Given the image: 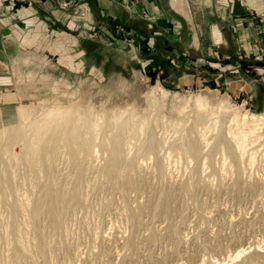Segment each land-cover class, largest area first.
<instances>
[{"label":"rangeland","instance_id":"374dc122","mask_svg":"<svg viewBox=\"0 0 264 264\" xmlns=\"http://www.w3.org/2000/svg\"><path fill=\"white\" fill-rule=\"evenodd\" d=\"M140 1L126 5L151 15ZM54 2L67 30L25 73L17 63V109L0 126V264H264V11L233 10L224 30L202 0L193 25L163 2L165 32L146 37L90 0ZM70 105L91 108L97 144L129 115L123 163L107 169L99 145L77 164L61 143L32 164L2 135Z\"/></svg>","mask_w":264,"mask_h":264},{"label":"crops","instance_id":"0c3cea01","mask_svg":"<svg viewBox=\"0 0 264 264\" xmlns=\"http://www.w3.org/2000/svg\"><path fill=\"white\" fill-rule=\"evenodd\" d=\"M129 1L90 0V3L96 14L108 13L114 18L118 17L124 25L146 37L164 31L160 22H165L170 14L164 9L163 2L170 5L169 11L172 8L180 13L187 23L193 25L196 20L192 0H141L139 3H145L151 12L148 16L139 14L141 7L135 3L132 8H128L126 4ZM202 1L210 7L212 27L219 26L224 30H227L226 19L233 10L264 11V0ZM61 11L54 0H0V126L9 122L10 111L15 112L17 109L18 93L14 92L19 91L17 63L21 62L22 66L19 72L25 73L24 59L39 58L40 44L50 42V39L56 36L57 29L67 30V21L60 20ZM186 29L184 25L182 31L186 32ZM175 50L179 49L174 48L173 51ZM181 51H184V54L186 52L184 49Z\"/></svg>","mask_w":264,"mask_h":264},{"label":"bare ground","instance_id":"6f19581e","mask_svg":"<svg viewBox=\"0 0 264 264\" xmlns=\"http://www.w3.org/2000/svg\"><path fill=\"white\" fill-rule=\"evenodd\" d=\"M55 88H57V87H55ZM79 108L80 107H78L77 109H79ZM77 109H74L73 105H70V106L65 107V108L58 107V108H55L53 110H49V111L44 113L43 118L37 119L34 122H30V124H29L30 126L28 125L29 126V133L25 131L27 128L24 129V127L23 128L21 127V128L8 129V130L4 131L2 135L8 134L9 137H11L10 135H13V137L15 136V138L26 143V148H27V152H28V155L26 156V158L29 159V156L31 155L30 162L32 164L35 162L39 163V164H43L46 161L47 157L50 156V154L53 152V150L54 149L56 150L57 147L61 143L65 147H67L68 150H70V153L72 154L73 159H74L75 163H77V164L79 163V159L77 156L80 152L84 155L85 154H91L92 155V152H94L93 148L97 147V146L99 147V145L102 146L103 148L109 150L110 156L107 158V169H111V168L119 165L120 163H123V152L125 149L124 148V146H125V132H126V128H127V123L130 119L129 115L126 114V115L119 116L117 119L119 120L118 125L119 124L120 125H119L118 129L116 127L117 125L115 126L117 129V132L115 134H111V135H113L112 137L103 139L99 142V144H97L96 141L98 139V133L96 134L95 131L98 132V130L101 128L96 129V127H98L99 123L96 122L97 121L96 119H93L94 118L93 117L94 116L93 111L91 110V108H90V110L86 109V111H84L83 109L82 110H77ZM213 114H214V112L212 113V115ZM210 116H211V114H210ZM201 118L199 120H201ZM259 118H260L259 116L253 114L250 117V119L248 118V119H246V121L251 120V121L256 122ZM201 121H203V120H201ZM205 121H207V120H205ZM115 122H116V120H115ZM25 123H27V122H25ZM103 130L101 129V131H103ZM143 130L145 131L146 129H143ZM197 130H198V128H197ZM223 131H225V130H222V133H223ZM195 132H196V130H195ZM219 136H221V134ZM187 137H188V143L185 145L187 146L188 149H190V151L193 155H199V153L202 149L200 150V145L198 143V139H196L197 137H195L192 133L190 135H188ZM156 138H155V135H153V134L150 135L149 139L147 138L148 139L147 140L148 141V150L150 153L157 151L158 139L156 140ZM16 141H18V140H16ZM225 142H226V140H225ZM225 142H223V143H225ZM226 144H227V142L225 143V145ZM13 145H14V143H13ZM231 146L228 145V150L231 153V154L230 153L229 154L235 155V153H234L235 148L233 149ZM61 148H62V146H61ZM64 151H66V150L64 149ZM67 152H69V151H67ZM82 154H81V156H82ZM239 158L241 160V154H240ZM240 160L238 162H240ZM48 163L49 162L47 161V164ZM45 164H46V162H45ZM77 166H75V167H77ZM78 167H80V166H78ZM2 174H0L1 175L0 177L6 178V176L3 177ZM47 194L52 195L51 189H50V191L47 192ZM51 211L55 212V207H52ZM55 214H56V212H55ZM55 214L52 215L53 221H55V222L60 221L61 219L59 218L60 220H58V217L55 216ZM53 224H56V223H53ZM13 226H15V225H13ZM16 235L18 236V234H16ZM19 235H21V234H19ZM18 242H20V241H18ZM13 256H15V255H13Z\"/></svg>","mask_w":264,"mask_h":264}]
</instances>
